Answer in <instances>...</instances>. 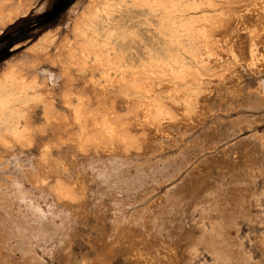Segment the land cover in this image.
<instances>
[{
    "label": "rangeland",
    "instance_id": "1",
    "mask_svg": "<svg viewBox=\"0 0 264 264\" xmlns=\"http://www.w3.org/2000/svg\"><path fill=\"white\" fill-rule=\"evenodd\" d=\"M20 1L0 74L42 83L17 137L0 102V264H264V1L71 0L29 26L38 0H0L1 23Z\"/></svg>",
    "mask_w": 264,
    "mask_h": 264
},
{
    "label": "bare ground",
    "instance_id": "2",
    "mask_svg": "<svg viewBox=\"0 0 264 264\" xmlns=\"http://www.w3.org/2000/svg\"><path fill=\"white\" fill-rule=\"evenodd\" d=\"M106 1V0H105ZM105 1L102 0V2L104 3ZM122 1V0H121ZM124 1V0H123ZM134 1V0H133ZM140 1V0H139ZM144 1V0H143ZM264 1V0H263ZM110 2V1H109ZM152 2V1H151ZM25 3V2H24ZM101 3V2H100ZM124 3V2H123ZM133 3V2H132ZM148 3V2H147ZM15 7H13L9 14L5 17V21L3 20V23H1L0 20V25H1V29L0 31H2V28L5 27V25L9 22L14 21L18 16H21L23 14H25L27 12V8H23L21 5V1L18 3ZM105 4V3H104ZM103 4V5H104ZM263 4V3H262ZM8 4H6L7 6ZM27 5V4H26ZM109 4H107L108 6ZM128 5V4H127ZM146 5V4H145ZM12 6V5H11ZM28 6V5H27ZM26 6V7H27ZM117 6V4H116ZM130 6V5H129ZM154 6V5H153ZM25 7V5H24ZM145 7V6H144ZM105 8V6L103 7ZM2 10V9H1ZM95 11H92V15L90 16H84L77 25L75 26V30L78 31V34L80 35V37H82V35H85V31L87 29V27L90 26H98L102 20V16H101V8L96 7V9L94 8ZM105 11V9H103ZM4 11V10H3ZM154 11V10H153ZM107 12V10H106ZM112 12V11H111ZM115 12V11H114ZM259 13L258 14L260 16V18L258 16H256L255 20H258V23H264V20H262V18H264V5L261 7H259ZM7 14V13H6ZM4 17V16H3ZM107 17V16H106ZM137 19V18H136ZM79 20V19H78ZM221 20V19H220ZM254 20V21H255ZM107 21V20H106ZM128 25V23H126ZM124 25V24H122ZM125 25V26H127ZM49 31L51 30H47L44 33H42L34 42H33V47L35 46V50L36 47L37 50H39V47L41 48L43 45H45L44 43L49 42V44L51 43L50 41L53 40L54 38V34L50 33ZM91 31V30H90ZM97 31V30H96ZM99 31V30H98ZM106 31V30H105ZM52 32V31H51ZM76 32V31H75ZM88 32V31H87ZM111 32V31H110ZM131 32V31H130ZM73 34V33H72ZM76 34V33H75ZM107 34V33H106ZM105 34V35H106ZM92 35V34H91ZM75 36V35H73ZM88 36V35H87ZM90 36V35H89ZM256 36V35H255ZM110 37V35H109ZM234 37V36H233ZM87 38V37H85ZM90 38V37H89ZM94 38V37H93ZM108 38V37H107ZM83 39V38H82ZM91 39V38H90ZM95 39H97L95 37ZM94 39V41H95ZM101 39V38H100ZM103 39V38H102ZM105 40V38H104ZM253 40V38H252ZM261 40V39H260ZM230 41V40H229ZM82 42V41H81ZM254 42V41H253ZM85 43V41L83 42ZM93 43V42H91ZM97 43V41H96ZM104 43V42H103ZM106 43V42H105ZM35 44V45H34ZM64 44V43H63ZM72 44V43H71ZM77 45V42L75 43ZM90 44V43H89ZM65 45V44H64ZM87 45V44H86ZM98 45V44H97ZM67 46V44H66ZM90 46V45H89ZM100 46V45H99ZM30 47V46H29ZM47 47V46H45ZM49 47V46H48ZM72 47V46H70ZM69 47V49H71ZM79 47V46H78ZM43 48V47H42ZM68 49V47H65V49ZM75 49V47H72ZM113 48V46H112ZM252 48V47H250ZM72 49V50H74ZM78 49V48H77ZM111 49V48H110ZM114 49V48H113ZM254 49V48H253ZM252 49V50H253ZM34 50V52H35ZM81 50V49H80ZM95 50V49H94ZM239 50V49H237ZM33 51V50H32ZM40 51V50H39ZM42 51V50H41ZM236 51V50H235ZM251 51V50H250ZM43 52V51H42ZM67 52V51H66ZM71 52V50H70ZM240 52V51H239ZM40 53V52H39ZM252 53L254 54V52L252 51ZM251 53V54H252ZM34 54V53H33ZM75 52L72 51L71 54L69 55H74ZM77 55V54H76ZM75 55V56H76ZM237 55V54H236ZM81 57V56H79ZM29 58V57H28ZM34 58V56H33ZM38 60V59H37ZM22 61V60H21ZM33 62V61H32ZM39 62V61H38ZM37 62V63H38ZM21 63V62H20ZM26 64V63H25ZM34 65V64H33ZM37 64H35L36 66ZM19 66L18 64L14 63L12 60L11 61H7L6 66L3 68L1 74H0V102L2 103V105L4 106L3 109V113H2V117H1V123L3 124L6 132L10 133L12 136L17 137L19 135H21V130L19 127V118L20 116H23V114H20L19 111L16 110V107H18L17 103L20 104H24V105H29L32 104V101L40 96L39 92L37 91L38 88H40V83L41 81V76H34V78L32 77L31 79H27L26 76L23 75L22 70H19ZM26 66V65H25ZM24 67V66H23ZM34 67V66H33ZM98 67V66H97ZM31 68V67H30ZM44 69V68H43ZM46 70V69H45ZM49 71V69L47 70ZM49 77L54 80L55 75L53 74V72L50 70L49 72ZM31 74V73H30ZM40 75V74H39ZM45 75V74H44ZM31 76V75H30ZM48 80V79H47ZM47 80H45L47 82ZM72 81V80H71ZM42 83V82H41ZM47 84V83H46ZM56 86V85H55ZM17 90V92H16ZM43 99V98H42ZM37 100V99H36ZM35 100V101H36ZM54 105V104H53ZM19 108V107H18ZM21 108V107H20ZM32 108V107H31ZM1 124V125H2ZM2 129V128H1ZM5 133V132H4ZM156 142V141H155ZM154 142V143H155ZM158 145V144H157ZM171 167V166H169ZM180 167V166H179ZM173 168V167H172ZM177 168V166L175 167ZM177 170V169H176ZM179 170V169H178ZM175 172V171H174ZM178 173V172H177ZM128 182V181H127ZM226 192V191H225ZM213 230H218L219 232L223 231V228L221 226H216L213 228ZM216 232V231H215ZM211 236V235H210ZM223 247V246H222ZM222 252V251H221ZM236 264V263H235Z\"/></svg>",
    "mask_w": 264,
    "mask_h": 264
},
{
    "label": "crops",
    "instance_id": "3",
    "mask_svg": "<svg viewBox=\"0 0 264 264\" xmlns=\"http://www.w3.org/2000/svg\"><path fill=\"white\" fill-rule=\"evenodd\" d=\"M70 1L71 0H38L36 6H34V8L30 12L31 15H35V17L27 19L26 24L30 26L38 22L37 25L40 26L41 24H47L49 22H52V20L55 18V16L53 15L55 13L58 14L63 9H65V7ZM5 47H6L5 40L1 39L0 41L1 52H3Z\"/></svg>",
    "mask_w": 264,
    "mask_h": 264
}]
</instances>
